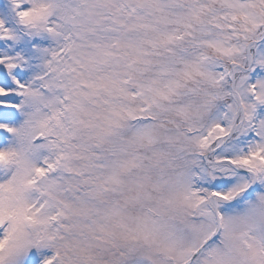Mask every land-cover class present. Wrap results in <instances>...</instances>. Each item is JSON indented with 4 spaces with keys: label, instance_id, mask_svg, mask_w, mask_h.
I'll return each instance as SVG.
<instances>
[{
    "label": "snow or ice",
    "instance_id": "6c2138e0",
    "mask_svg": "<svg viewBox=\"0 0 264 264\" xmlns=\"http://www.w3.org/2000/svg\"><path fill=\"white\" fill-rule=\"evenodd\" d=\"M94 241L264 264V0H0V264Z\"/></svg>",
    "mask_w": 264,
    "mask_h": 264
},
{
    "label": "rangeland",
    "instance_id": "374dc122",
    "mask_svg": "<svg viewBox=\"0 0 264 264\" xmlns=\"http://www.w3.org/2000/svg\"><path fill=\"white\" fill-rule=\"evenodd\" d=\"M163 148V144L160 145ZM145 210V208H136L134 214H140ZM119 238H117L116 243H119ZM115 247V243L109 241H94L93 246L86 249L83 253L84 256L90 257L89 264H115L111 250Z\"/></svg>",
    "mask_w": 264,
    "mask_h": 264
}]
</instances>
